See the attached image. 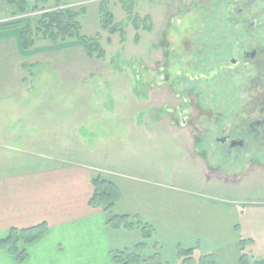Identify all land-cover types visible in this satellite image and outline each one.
Segmentation results:
<instances>
[{"label": "rangeland", "instance_id": "obj_1", "mask_svg": "<svg viewBox=\"0 0 264 264\" xmlns=\"http://www.w3.org/2000/svg\"><path fill=\"white\" fill-rule=\"evenodd\" d=\"M105 1L113 22L124 26V40L101 28L102 0H66L56 7L85 10L80 34L96 39L101 58L90 57L75 38L52 43L36 35L33 46L23 49L16 29L0 32V177L73 161L111 180L162 187L171 200L182 196L197 206L202 240H195L194 255L208 248L218 257L230 254L229 222H238L245 255L240 264H264V162L245 158L227 168L211 157L205 140L194 145L191 126L198 117L206 129L213 118L224 125L244 104L228 92L241 78L234 73L228 80L221 68L238 50L227 32L238 27L241 5L261 28L256 37L263 36L264 0ZM54 2L39 3L26 16L35 20ZM128 5L134 14L150 16L151 31L134 28ZM12 12L0 0V20ZM180 108L188 109L190 125L180 126ZM229 205L240 210L236 220L226 209L208 208ZM152 237H143L138 248L145 258L140 264L180 263L170 244L176 236L165 237L162 250ZM20 238L18 247L25 248Z\"/></svg>", "mask_w": 264, "mask_h": 264}, {"label": "crops", "instance_id": "obj_2", "mask_svg": "<svg viewBox=\"0 0 264 264\" xmlns=\"http://www.w3.org/2000/svg\"><path fill=\"white\" fill-rule=\"evenodd\" d=\"M96 174L94 168L64 161L61 165L0 177V242L13 228L47 225L40 236L26 244V261L17 262L13 254L0 246V264H110L114 251L130 250L144 243L139 227L110 229L103 210L89 205L93 191L91 179ZM113 181L120 192V199L114 206L116 214L138 217L142 223L150 225L154 230L152 239L161 250L169 235L177 237L170 243L174 254L176 246L194 249L195 240H202L197 230L200 220L194 200L181 199L182 196L171 200L162 187ZM208 208L220 213L226 209L235 220L240 211L233 205ZM229 226L230 254L218 257L211 248L206 252L212 254L217 264L231 261L240 264L239 225L229 222ZM178 235L188 238L189 242ZM161 253L159 251L158 255Z\"/></svg>", "mask_w": 264, "mask_h": 264}, {"label": "trees", "instance_id": "obj_3", "mask_svg": "<svg viewBox=\"0 0 264 264\" xmlns=\"http://www.w3.org/2000/svg\"><path fill=\"white\" fill-rule=\"evenodd\" d=\"M6 6L15 9L12 12L11 19L0 21V32L9 29H16L19 35V44L23 49H29L36 41V35L49 40L52 43L59 41H66L68 39H78L82 41L88 55L90 57H104V50L100 48L96 39L86 37L80 34L79 16L84 14L83 8L80 11H75L69 7L56 8L57 6L65 5L63 0H55V7L48 11L41 13L37 19L33 20L28 15L29 11H38L40 9L39 3L45 4L49 0H37L30 3L26 0H4ZM125 8L128 19L132 22L135 29L140 26L144 30L151 31L150 16L145 15L140 17L134 14L131 7ZM42 10V9H41ZM101 13V28L107 30L110 34L118 33L121 39H125L124 26L113 22V14L106 7V1L102 0L100 6ZM36 23V26L33 23ZM93 191L89 198V205L92 207L101 208L106 215V225L111 229L125 228L133 229L139 227L142 231L144 239H149L153 235V228L142 223L138 217H130L125 214H116L114 212L115 203L120 199V192L113 180L104 176L96 174L91 179ZM47 228L46 223H41L36 226L25 229L13 228L7 238L0 242V246L8 250L17 262H23L26 257L25 248H19L18 242L23 237L24 243H29L40 236ZM144 243H140L130 250L114 251L112 253L113 264L126 261L123 264H140L145 258L138 255L137 251ZM242 240L240 241V248L242 249ZM177 257L180 259L179 264H217L214 257L210 253L201 255H194L193 248H184L182 245L177 246ZM245 255L241 254L240 260L244 259ZM264 262V261H262ZM243 263V262H242Z\"/></svg>", "mask_w": 264, "mask_h": 264}, {"label": "flooded vegetation", "instance_id": "obj_4", "mask_svg": "<svg viewBox=\"0 0 264 264\" xmlns=\"http://www.w3.org/2000/svg\"><path fill=\"white\" fill-rule=\"evenodd\" d=\"M245 9V6H237L235 13L240 18L236 24L238 27L226 31L228 38L234 39L238 50L236 54L227 57L225 66L221 67L225 73L228 72V80L234 73V76L241 78L239 85L228 92L234 91L245 102L237 111L229 113L228 123L224 125L213 118L206 129L202 117H198L197 124L191 125L196 132L192 139L194 145L198 147L200 140H205L211 157L223 161L227 168L238 166L245 158L251 163L264 162V35L256 37L261 28L257 27L255 18L247 16ZM198 77L201 75L195 76L196 79ZM181 97L185 102L186 96ZM188 112L186 108L177 110L181 127L190 125L187 120Z\"/></svg>", "mask_w": 264, "mask_h": 264}, {"label": "water", "instance_id": "obj_5", "mask_svg": "<svg viewBox=\"0 0 264 264\" xmlns=\"http://www.w3.org/2000/svg\"><path fill=\"white\" fill-rule=\"evenodd\" d=\"M4 20H6V19H4ZM0 21H3V20H0Z\"/></svg>", "mask_w": 264, "mask_h": 264}]
</instances>
